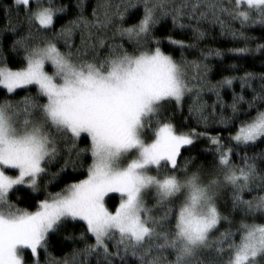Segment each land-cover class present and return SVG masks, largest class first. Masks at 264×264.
I'll return each mask as SVG.
<instances>
[{
  "label": "snow or ice",
  "instance_id": "6c2138e0",
  "mask_svg": "<svg viewBox=\"0 0 264 264\" xmlns=\"http://www.w3.org/2000/svg\"><path fill=\"white\" fill-rule=\"evenodd\" d=\"M86 2L12 0L7 14L23 13V34L11 19L0 29V36L14 34L10 50L22 52L23 63L9 67L0 40V264H26L25 250L32 264H41V253L45 264H88L93 256L96 264H264V195L244 198L254 188L264 191V151L248 154L264 144V72L224 76L215 85L207 79L211 59L264 52V43L248 47L255 37L246 32L264 29V0H108L102 17L94 8L91 20ZM70 6L76 18L58 27ZM169 17L173 29L191 30L197 43L206 38L201 25L207 23L244 46L200 49L199 59L188 60L185 51L197 43L157 36ZM77 30L82 46L74 48ZM93 30L130 48L111 44L102 53L104 39L83 40ZM165 41L179 49V59L163 49ZM31 86L35 97L14 99ZM205 88L216 96L211 106L200 102ZM224 88L232 93L230 104ZM186 97L189 117L178 126L169 111L182 112ZM214 125L227 137L210 131ZM200 140L210 161L191 155ZM69 166L83 169L84 178L49 192L47 185ZM21 186L44 192L34 210L13 202ZM78 224V234L67 231ZM57 234L82 247L57 260L49 253L50 236Z\"/></svg>",
  "mask_w": 264,
  "mask_h": 264
},
{
  "label": "trees",
  "instance_id": "16d2710c",
  "mask_svg": "<svg viewBox=\"0 0 264 264\" xmlns=\"http://www.w3.org/2000/svg\"><path fill=\"white\" fill-rule=\"evenodd\" d=\"M65 3H69L70 5H74L76 3V0H64ZM108 2V0H87L84 14L88 17L89 20L92 19V11L95 8L97 10V15H100L102 17L103 8L100 7L101 5ZM118 0H111V3L115 4ZM181 0H176V3L179 4ZM9 8H12V0H0V29L5 28L8 25L9 19L13 21V24L20 30L18 34H23V13H15L13 12L12 16L9 17L7 14V10ZM77 9L73 6L69 7L68 13L59 21L58 27L60 25L66 24L68 21L75 19L77 16ZM142 14V7L141 9H138L136 12H134L129 20L128 24L136 23L139 19V16ZM227 23V21H226ZM202 29L206 31L207 35L206 38L203 41H197L194 39L193 33L191 30H178L173 29L171 18L169 17L160 27L157 28V36L161 39L171 36L174 39L177 40H183L186 43H197V47L195 49H188L185 51V55L188 60H194L199 59V50L200 49H221V50H227L234 47H242L244 46L243 41L239 40H233L230 35L225 34L221 35V30L219 25H210L207 23H202L201 25ZM231 27L239 31V23L238 22H232ZM247 34L249 36L255 37L254 40H251L248 42V47L255 48L257 43H264V29L260 28L259 26L252 29L246 30ZM97 38L104 39L106 41L105 48L100 49V51L106 52L107 48L111 44H117V43H123V46L125 48H130V45L127 43L126 40H121L120 37H115V39L112 38L111 33L105 34L104 32H95L93 30V35L91 39L89 38L87 32L83 33V40L85 43H95ZM14 39V34L12 33H4L2 36H0V40L3 42V53L7 56V64L9 67L13 69H17L19 67L23 66L22 63V52H12L10 50L11 43ZM81 40H82V33L81 31L77 30L75 34L72 37V44L74 48L81 47ZM63 49V43L59 45ZM163 49L168 52L171 51L172 54L176 59L180 58V51L179 49H173L166 41L162 45ZM208 63L212 66V71L208 74L207 79L210 81L212 85L217 84L218 81H220L224 76L228 75H239L243 74L245 71H251L255 73H262L264 72V52H261L259 54H249L245 57H236L232 55L226 54L224 56L223 60L220 59H211L208 61ZM235 63L237 65V69L234 71L229 67V65ZM192 69H189L190 74L192 73ZM193 83H195L193 81ZM234 89L237 93L240 91V85L239 82L234 83L233 85ZM19 95H16L14 99L20 100L25 95H32L33 97L36 96L35 88L34 86H31V90H25L21 89L18 90ZM222 98L226 103H231L232 101V93L229 89L224 88L221 91ZM246 99L251 98V93L247 92L245 93ZM5 98V93L3 90H0V100H3ZM216 101V96L214 92L210 91L208 88H205L200 96V102L206 103L208 106H211ZM191 103V98L186 97L185 98V105L183 111H169V115L172 116L173 122L176 123L178 126H181L186 118L189 117L188 113V105ZM243 107V106H242ZM227 112V110H225ZM217 115H219V109L217 110ZM188 125L192 127H196V122L194 119H188ZM214 134L219 131L220 134H222L225 138L228 135V132L226 130H221L218 125H214L213 128L210 129ZM205 147H208L207 142L200 140L197 141V146L195 147V150L191 153V155L196 156L197 160L200 162H204L205 160H211L212 156L211 154L203 153V149ZM261 151H264V144L258 145L256 148L249 150V155H252L254 152L259 153ZM184 156H188L189 153L187 151L183 152ZM62 157L60 160L57 161L56 164L52 165L49 169V172H56L58 171L60 165L63 162ZM234 161L237 164H240V160L238 157H234ZM90 163V160L86 161V164ZM261 168H264V164L259 165ZM85 176V173L83 169H79L76 172L72 171L71 166L67 169L66 172L62 173L59 178L54 180L51 184L47 185V190L49 192L55 193L61 191L66 184L74 182L77 179H83ZM15 191V190H14ZM116 194H112V196H115ZM254 195H264V191H260L259 189L254 188L253 192H246L244 194L245 199H252ZM16 196L19 197V199H16ZM16 196H13V202L17 203V205L21 208H26L28 210H34L35 204H36V198L39 196V198L44 197V192H40L38 194H33L30 189L20 187V190L16 192ZM111 199V197H109ZM227 194L224 197V200L222 201V207L227 206ZM118 204V197L112 201V203L109 205L112 207L113 205ZM240 219L239 214L236 215L235 220L238 222ZM83 229L82 224H78L75 227L69 228L67 231L74 232L78 234ZM110 251L114 250L111 247V242H109ZM73 247H82L80 244H73L71 241H66L63 238V234H57V235H51L50 241H49V253L52 257L56 258L57 260H63L66 256L70 257V254L73 250ZM24 258L26 261V264H32V261L34 260L33 257L30 255V250H25ZM169 260L173 259L171 255H168L167 257ZM41 264H45L46 257L41 253ZM88 264H96V258L93 256L89 258Z\"/></svg>",
  "mask_w": 264,
  "mask_h": 264
},
{
  "label": "rangeland",
  "instance_id": "374dc122",
  "mask_svg": "<svg viewBox=\"0 0 264 264\" xmlns=\"http://www.w3.org/2000/svg\"><path fill=\"white\" fill-rule=\"evenodd\" d=\"M21 187H22V186H21ZM151 203H152V202L150 201V202H149V206H151Z\"/></svg>",
  "mask_w": 264,
  "mask_h": 264
}]
</instances>
